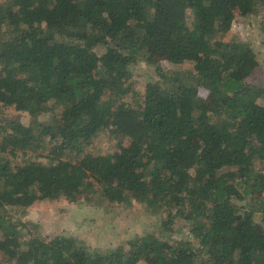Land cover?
<instances>
[{
  "label": "trees",
  "instance_id": "16d2710c",
  "mask_svg": "<svg viewBox=\"0 0 264 264\" xmlns=\"http://www.w3.org/2000/svg\"><path fill=\"white\" fill-rule=\"evenodd\" d=\"M237 14L264 45V0L0 3L2 264H264V57L224 40ZM64 188L161 222L107 250L41 236L23 215Z\"/></svg>",
  "mask_w": 264,
  "mask_h": 264
},
{
  "label": "rangeland",
  "instance_id": "374dc122",
  "mask_svg": "<svg viewBox=\"0 0 264 264\" xmlns=\"http://www.w3.org/2000/svg\"><path fill=\"white\" fill-rule=\"evenodd\" d=\"M4 1L6 0H0V3ZM238 14L231 29L223 34L224 40H250L256 50H262L260 57H264V45L260 44L261 37L257 34L255 16L240 17ZM158 59L167 66L164 57L158 56ZM143 67V64H137L132 77L122 83L140 89L148 78V74L145 73L147 70H143ZM256 76L255 80L264 84V59L256 68ZM204 95L206 96L207 92ZM54 122L58 124L60 120ZM98 149L102 154L114 151L105 133L101 132L95 136L88 146L90 152ZM133 202H135L134 206L129 209L120 208L113 203H107L106 207H97L80 195L73 196L67 188H64L60 198L34 203L27 209L23 219L38 224L37 233L41 236L51 238L66 232L92 248L114 249L119 245L128 246L133 237L161 222L162 213L151 212L144 208L145 205L137 201ZM183 230L179 231V236L183 234Z\"/></svg>",
  "mask_w": 264,
  "mask_h": 264
}]
</instances>
